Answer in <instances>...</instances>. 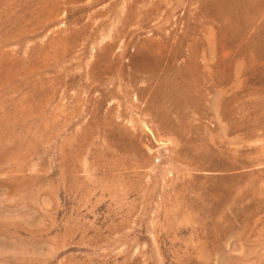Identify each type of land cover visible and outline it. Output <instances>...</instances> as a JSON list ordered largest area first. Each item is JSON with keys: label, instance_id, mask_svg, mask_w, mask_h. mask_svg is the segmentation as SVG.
<instances>
[{"label": "rangeland", "instance_id": "1", "mask_svg": "<svg viewBox=\"0 0 264 264\" xmlns=\"http://www.w3.org/2000/svg\"><path fill=\"white\" fill-rule=\"evenodd\" d=\"M0 264H264V0H0Z\"/></svg>", "mask_w": 264, "mask_h": 264}]
</instances>
